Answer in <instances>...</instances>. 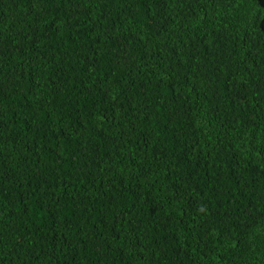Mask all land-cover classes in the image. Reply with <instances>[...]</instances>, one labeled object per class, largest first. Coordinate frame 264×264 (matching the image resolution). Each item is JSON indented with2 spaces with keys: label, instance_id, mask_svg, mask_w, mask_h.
<instances>
[{
  "label": "trees",
  "instance_id": "16d2710c",
  "mask_svg": "<svg viewBox=\"0 0 264 264\" xmlns=\"http://www.w3.org/2000/svg\"><path fill=\"white\" fill-rule=\"evenodd\" d=\"M0 264H264V0H0Z\"/></svg>",
  "mask_w": 264,
  "mask_h": 264
}]
</instances>
